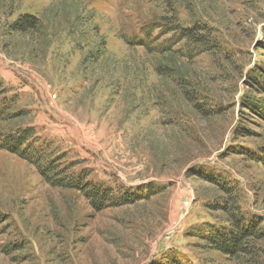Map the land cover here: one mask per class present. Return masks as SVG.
Here are the masks:
<instances>
[{
    "label": "rangeland",
    "instance_id": "rangeland-1",
    "mask_svg": "<svg viewBox=\"0 0 264 264\" xmlns=\"http://www.w3.org/2000/svg\"><path fill=\"white\" fill-rule=\"evenodd\" d=\"M52 1L0 0V79L16 99L0 131L32 127L132 201L98 209L0 150V264H264V0H84L112 74V62L84 73L64 35L30 58L1 36ZM170 19L204 27L215 47L169 42L179 52L158 59L127 43ZM233 215L262 236L240 254L206 246L197 232Z\"/></svg>",
    "mask_w": 264,
    "mask_h": 264
},
{
    "label": "trees",
    "instance_id": "trees-1",
    "mask_svg": "<svg viewBox=\"0 0 264 264\" xmlns=\"http://www.w3.org/2000/svg\"><path fill=\"white\" fill-rule=\"evenodd\" d=\"M96 11L84 0H54L36 14L25 13L8 22L1 32L2 37H16L23 47L22 55L30 58L31 55L45 56L53 42L64 35L81 55L80 66L84 73L93 74L100 66H109L112 62L111 74L116 70V60L106 47L104 36L100 33L95 22ZM175 20V17L171 18ZM162 24L151 23L141 29L142 35L131 41H126L133 47H142L147 55L160 59L179 52L172 49V45L184 42L193 49L207 52L215 47L210 34H203L204 27L197 25L181 27L173 20ZM156 29H161L157 36H152ZM173 33L166 42L158 44L161 36ZM4 48H7L6 44ZM186 54H181L185 57ZM158 71V66L152 63ZM91 71V72H89ZM105 71L107 72L106 68ZM109 72V73H110ZM99 75V74H98ZM264 88V82H260ZM11 91L0 79V120L8 118V111L15 103V96L8 97ZM23 110L9 114L11 118L21 116ZM0 150H5L33 166L42 181L51 187L64 191L75 192L98 209L105 207H119L132 200L128 192L117 193L114 189L102 182H95L88 178L85 168L73 169L74 165L63 162L64 155L58 153L53 141L40 137L29 126L17 127L9 132L0 131ZM264 152V147L260 149ZM264 159V158H263ZM117 191H120L119 189ZM226 207V205L224 204ZM204 244L211 249L240 254L249 250V242L258 239L262 232L252 227L243 218L233 215L229 220L228 228H219L210 225L207 229L197 232ZM171 264H180L171 259Z\"/></svg>",
    "mask_w": 264,
    "mask_h": 264
},
{
    "label": "built area",
    "instance_id": "built-area-1",
    "mask_svg": "<svg viewBox=\"0 0 264 264\" xmlns=\"http://www.w3.org/2000/svg\"><path fill=\"white\" fill-rule=\"evenodd\" d=\"M52 96H53V97H55V95H54V94H53Z\"/></svg>",
    "mask_w": 264,
    "mask_h": 264
}]
</instances>
